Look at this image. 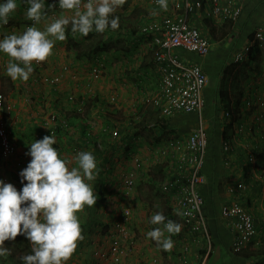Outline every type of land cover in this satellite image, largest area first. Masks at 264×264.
<instances>
[{
  "label": "crops",
  "instance_id": "0c3cea01",
  "mask_svg": "<svg viewBox=\"0 0 264 264\" xmlns=\"http://www.w3.org/2000/svg\"><path fill=\"white\" fill-rule=\"evenodd\" d=\"M240 1L242 8L241 16L239 15L240 17L236 20L227 16L223 18L205 17L202 21V15L199 21H197L203 34L208 36L211 48L218 47L216 46L217 44L219 46L229 45L237 36L243 34L247 35L246 43L250 42L251 35H254L255 38L260 31H263L264 34V0ZM17 4L18 8L11 15L10 19L16 17L19 21L25 22L28 5H25L23 0H17ZM136 7L142 8L135 11ZM143 7L144 3L142 0H123V3L114 13L115 15L122 13L119 18V28L115 29L114 32L107 29L103 35L97 37L98 39L103 38V43L113 42L110 48L108 47L101 52L102 55L100 56L104 58H100L99 60L105 63V72L101 78L93 79L91 77L89 70L92 59L75 54L77 50L73 49L71 37L73 38L81 34L79 32L73 33L71 31V24H69L66 26L65 39L55 42L53 52L47 58V63H43L42 68L38 63H34V71L26 82L13 81L11 79L16 85V89L8 95L9 106L12 112L6 110L4 107L3 109L0 108V125L4 123L10 125L14 131V139L18 142L16 155L14 156L21 160L18 163L14 161L18 164V167H20L19 165L27 167L31 160V157L26 155L30 143L42 139L45 135L55 137L56 144L54 147L59 150L62 156L70 159L73 166H75L74 157L80 151L75 146L78 143H82L81 134L84 129L89 131L93 129L94 125H104L103 121L106 120L104 114L111 112V110L105 108L103 103H109L111 97L115 94L119 96L118 110L122 109L123 111H116L113 116L118 118V125L132 128V130L130 131L128 128L131 134L130 140H125L117 145L123 146L125 143L131 146L132 149L126 153V156L120 154L124 152L122 147L120 150H117L115 162L113 163V171H109L105 163L99 162V159L97 160L98 174L90 182L97 195V202L96 205L85 206L78 212L83 230V239L78 241L77 248L67 261V264H109L104 259L103 261L101 258H97L94 252L96 249L108 246L111 235L108 226H115V222L120 218L121 212L123 214L124 205H130L132 208V231L126 243L127 248L125 251L123 250L121 264H208L210 261L211 256L208 258L209 254L208 256L207 254L204 256L201 254V251L206 250L205 248L208 247L207 240L204 239L202 234L193 233L183 228L184 232L180 238L176 234L172 235L174 246L168 251L160 248L154 240L148 238L146 235L149 230L160 227V225L150 223L151 216L156 212H162L168 219L179 224H181V218L174 219L170 217L171 213H173V217L174 214L176 216L179 214L174 207L173 198L170 195H165L160 190V179L163 180L165 176L162 177L154 174L151 170L150 172L147 171V168L156 164V153L153 149H149L152 145L151 139H147L145 134H134V125L149 126L155 125L157 122L167 123V119L162 121L164 118L158 111L149 105H145L141 100L144 95L158 90L160 84V74L153 55L139 30L142 23ZM54 13L57 14L56 17L62 13L67 14L69 17L72 15L71 11L68 10H56ZM48 16L52 18L50 11H48ZM206 18L212 20L218 26L224 25L228 20L233 21L230 30H228L229 33L223 40L217 41L214 39L211 31H209L211 26L207 27V23L204 21ZM138 21H140L139 28ZM123 22L126 27H124ZM136 26V34H130V31H133ZM37 27L43 29L45 27L44 22L38 24ZM14 28L12 27V29ZM68 31L69 34H67ZM9 34L7 33L6 35ZM67 35H69V38H67ZM77 39L79 40V38ZM262 49L261 58L256 63L258 65H253L254 68L259 66V69L255 73L251 71L250 74L258 76L259 82H257V86L264 88V48ZM2 58V61H4L3 66L7 67L9 60L7 55L4 54ZM71 72L76 73L77 77L72 76ZM45 75L60 76L61 81L58 84H47L43 81ZM3 82H5V79H3ZM94 97H99L104 101L100 100L99 103H95ZM84 98H89L88 102L92 103L90 111L94 115L93 118H98V120L80 117L76 112L81 102L84 101ZM142 110L144 113L142 118H140L139 112ZM5 111L10 112L7 115V118L10 120L8 122L4 116ZM52 116L55 118L53 119ZM183 118L184 116H181V114L171 117L175 125L188 126L187 123L183 122ZM189 121L191 120H187V122ZM187 126L184 127L185 130L193 129ZM216 135L219 139V134L216 133ZM215 148L217 147L215 146ZM215 148L213 146L210 154L208 153L205 167L206 183L203 186V191L205 196H207L208 189L211 186L214 191L212 196L216 201L212 206L214 211L206 212L209 217L212 241L218 244L220 238H222L223 243L221 247H232L234 234L230 226L220 221L221 200L218 195L227 194L226 185L230 182H238V180L244 179V177H240L241 175L238 174L239 167L234 171L231 168L224 167L222 165L224 164L223 157L216 155L217 149ZM132 152L145 158L146 169L138 171L135 174L136 186L130 195H126L122 187V175L129 169L132 172L134 168L131 157ZM234 156L233 161L235 163L241 161L237 154ZM0 162L1 168L3 157H1ZM25 167H21L22 170ZM106 170H108V174ZM17 173L19 177L15 178L6 169L5 176H8L9 181L5 182L12 183L17 189L18 187L21 189L23 185L21 183L20 171H17ZM227 177H229L228 180ZM257 180H260L259 174H257L254 181L247 179L250 186L246 191L245 202L247 203L248 201L247 206L252 211H255V209L263 211V205L260 202H263L264 199L260 195L264 193V190H262V185H260L262 182L260 183ZM221 184L222 187L219 191L217 187ZM207 209L210 210L211 208L208 207ZM260 232H258L257 236H259ZM165 235L168 234L166 233ZM186 244L189 251L184 253V246ZM128 248H130L129 251ZM232 256L233 259L230 262L233 264H249L250 262V259H242L236 256L235 253Z\"/></svg>",
  "mask_w": 264,
  "mask_h": 264
},
{
  "label": "clouds",
  "instance_id": "9594fccd",
  "mask_svg": "<svg viewBox=\"0 0 264 264\" xmlns=\"http://www.w3.org/2000/svg\"><path fill=\"white\" fill-rule=\"evenodd\" d=\"M23 2L28 5L26 9V18L28 19L29 22L21 23V25L26 24L25 25L26 28L20 34L12 33L6 35L7 34L6 32H9V30H6L3 25L9 24V19L11 15L17 10L18 4H17V0H0V32L2 33V37L4 36L3 38L2 37L0 38V56L6 54L9 59L7 63V67L0 65V73L3 74V76L0 77V108L3 109L4 107L6 108V110H10L8 95L12 89H16V85L13 81H17V80L22 82L28 81L30 75L34 71V66H33L34 63H38L41 66V68L43 67L42 62L43 61L45 62V60L49 58V56L52 54L55 46V42L57 40L63 41L65 39L66 26L71 24V31L73 33L79 32L84 36H87L90 32L93 31L97 33H104L109 28L113 30L118 29L119 17L114 15V13L116 12L117 8L123 3V0H23ZM156 3L160 6L161 9L167 10L168 0H156ZM56 10H68L71 11L72 15L71 17H69L67 14L62 13L60 16L56 17L57 14L54 13V11ZM48 11H50L52 18L48 16ZM41 22H44L45 24V27L43 29L37 27V25L40 24ZM67 38H69L68 35ZM145 40L147 44V39ZM252 41H253V45L255 43H259L261 48H264V38L262 40L258 39L256 35V37ZM252 41L250 40V42ZM246 44L247 43H245L243 47H245ZM149 50L152 53L153 59L156 63L153 50L150 48ZM249 52L246 56V59L239 62L243 63L247 61ZM100 55H102V53ZM100 55L92 57V62L90 63L89 71L93 79L101 78L105 72L104 71L105 63H102L99 60L100 58L103 59V57ZM199 56H205V55H199ZM260 58L261 55L259 56L258 60ZM2 62L4 63V61ZM98 64L101 66L102 71L99 74V76L96 77L93 73V68ZM156 67H157V63H156ZM55 76L45 75L43 77V81L47 84L60 83L61 81L60 76H58L60 77V81L55 83L51 81V79ZM3 79H5V82H3ZM160 84H161V74H160ZM251 87L253 86L251 85ZM1 89H4L6 91V95H7L6 105L3 103V93ZM251 89L246 91L245 97L243 98V103L245 102V98L254 92L264 93V88L262 87L258 88V86H256L255 88H251ZM156 91H151L150 93L151 94L156 93ZM146 95H144L141 99L143 103H144L143 99ZM113 97H116L115 100L113 99ZM93 100L95 101V103H99L100 100L104 101L99 97H94ZM88 101L89 98L88 99L84 98V101L82 102L79 100V102H81L83 106V110L79 111L78 109L76 110V112L80 117H89V119L92 118L98 120V118H93L94 115L90 111V108H92L91 107L92 103ZM118 103H119V96L118 94H115L111 97V101L109 103L106 102L103 103L104 107L110 109L112 112V113L107 112L106 114H104L106 118V120L103 121L104 125L101 126L94 125L93 129L92 130L90 129L89 131L84 129L83 133L81 134L82 143H78L76 144L77 146H75L76 149L80 150L74 157L75 166H73L72 161L70 159L62 156L59 153V150L56 147H54V145L56 144L55 137L52 135L51 136L45 135L42 139L35 140L34 142L30 143V147L26 155H29L31 157V160L29 161L27 167H25L20 172L21 183L23 185L21 189L18 190L12 183H6L3 179H0V257L6 258L8 255H10V250L5 245V241H15L18 235H22L32 244L31 254H27L21 257L23 264H67V261L69 260V258L72 256V254L75 252L77 248L78 241L83 239V234H82L83 230L81 227L78 212L82 210L85 206L90 207L96 205L97 202V195L95 193L92 184L90 183L96 178L98 174L97 160L99 159V162L102 161L103 163H105V166H107V169L109 168V171H113L114 165L112 162L113 160H115V154L117 150H120L122 147L124 149V153L126 154L128 151H130V149H132L131 146L125 143L123 146L117 145L125 140L129 141L131 138V134L127 138H124V134H122L121 132L116 137L112 135V131L116 128L119 131L123 129L128 130L129 128V127L125 128L122 125H118L117 123L118 118L116 116H115L116 118L113 116L115 115L116 111L117 112L123 111L122 109L118 110ZM204 104H205V99H204ZM149 106H151V108L153 107L154 110L158 111L159 114L164 118L163 120L167 119V121L169 122L168 124L171 125L170 129H173V131H171L170 133L161 134V135L158 134L157 136L161 137L160 141H152L151 139L152 145L149 149H153L155 153H157L156 151L157 147L163 144L164 142H167V140H169L173 136V134H177V135L188 134L189 131L192 130V129L188 131L180 130L181 132L177 131V127L179 126L177 124L176 125L174 124L171 117H173L176 114H183V112L176 113L173 115H167L161 112L160 109L157 108L156 106L154 105H149ZM112 107L114 108L111 109ZM203 108L201 110V115L204 118ZM239 111L240 114L237 116L239 118L236 121L231 122L232 120L227 119L231 125L219 126L222 129L221 137L219 136V139L218 137L213 138L211 136L212 134L209 135L207 154L204 157V164L201 170V173L205 177V182H204L205 184L206 161L208 160V153L210 154V150L213 148V140H215V143L217 145L216 155L224 157L225 155L222 152L221 142L223 138L232 135L233 132L232 130L234 128V125H237L240 122L244 123V125H249V126L253 125V129L249 134L247 133L250 130L248 129V126H246L247 127L245 130L246 133L241 134L237 143L235 142L234 144L235 153L232 155L233 159L235 157L234 155L239 154L240 151L239 148L242 149L241 150L242 152L244 150L246 154L242 153V157L238 156L240 157L241 161H238V163H235L233 161L232 162L233 166L228 168H231L234 171L236 168L239 167V171H244L241 172V174L244 175L243 176L244 179H240L238 180V182L228 183L226 185L227 194L218 195L219 199L221 200L220 212H221V206L224 202H226V200L242 199L243 203L246 201V196H247L246 191L249 189L250 183L247 182L245 168L247 169L251 164L255 163L260 155V152L258 151L257 147L254 145V143L260 144L261 137L257 136L256 133L257 131H260L262 127L260 128L257 126L260 124L258 123V121H256L253 118V111L245 109V104L244 107L241 108ZM10 112H12V110H10ZM143 113H144L143 110L139 112L140 118H142ZM51 115H53V113H51ZM199 116H198V122H199ZM52 117L53 119L55 118L54 116ZM206 124L209 125L208 122ZM3 125L6 126L7 124L4 123ZM134 126L136 128V125ZM152 126L153 125H149V126L141 125L139 126V129L141 131H145L146 129L151 128ZM196 126L191 128L194 129ZM219 127L216 128L217 131L220 130ZM129 130L131 131L132 128H129ZM223 131H224V135H223ZM248 138L253 139V144L248 145L246 148L244 147V143H248L249 141ZM263 138L264 136H262V139ZM9 139H10V135H9ZM133 154L139 156L135 152H132L131 157H133ZM2 156L4 155L2 154ZM250 157H253L254 160H251ZM222 165L226 167L224 164ZM133 166H134V162H133ZM144 166H145V158L143 161V167L137 168L136 171H142L146 169ZM133 169H135V166ZM130 170L131 169H129L127 172L123 173L122 175L123 177L122 187L126 195H130V193L133 191L134 187L136 186L135 184V186L133 187L130 193L127 192L124 186V175L127 174ZM150 170L152 173L160 175L162 177L168 174L167 169H165V166L158 163H156L154 166H151ZM150 170L147 171L150 172ZM106 173L108 174V170H106ZM233 173H237V172H233ZM257 174H259L260 177L264 178L261 172H257L256 170H254V174H252L250 181H254L256 179ZM239 182H244L246 184L247 186L246 190L244 189L241 192L231 193L229 191V187L232 185L237 186ZM204 184L201 186L200 190L206 204V197L203 191ZM221 187L222 184L218 185L217 188H219V191ZM170 197L173 198V203L175 207L176 204L175 197L174 195H170ZM205 204H204V212L208 217V213L205 210ZM247 208L249 209V207ZM249 210L253 213L251 209ZM172 214L173 213L170 214L171 218L174 219L181 218L180 215L176 216L174 214L173 217ZM254 217L257 226V233L255 234L253 239L244 248H242L239 251H235L233 249V242H232L231 248L233 250V253H239L240 251H242L247 247H252L250 246L251 243L255 242L259 230H258L257 218L255 215ZM131 218L129 219L128 222L123 223V214L121 212V216L115 222V226L113 225L108 226L111 234L109 239V244L106 248L102 247V249H96L94 254L95 256L99 255L97 258L102 257L109 264L111 263L110 247L115 237L120 236V230L117 227L118 223L125 225L129 230L128 237L125 239L123 243V250L124 251L126 250L127 248L126 243L132 231ZM222 219L223 218L221 217L220 221H222ZM182 222H183L182 218H181V224H179L171 219H168L162 212H156L151 216L150 223L153 225H160V227H155L149 230L146 235L148 238L154 240L157 243V245L163 250L165 251L171 250L174 246L172 235L176 234V236L180 238L184 232L183 228L189 230L187 227L183 225ZM222 222L227 224V222H225L224 219ZM207 223H208L207 225L208 229L199 234H202L203 237L205 236L206 238L204 239H206L207 243L210 244L212 240L211 239L212 236H211V228L209 226V217ZM227 225L232 228V233L235 236L236 232L234 228L229 224ZM166 233L168 235H165ZM193 233H197V232H193ZM261 242L262 241L256 242V244L259 245ZM185 247H187V249L184 250V253H187L189 251L187 244L186 246H184V248ZM129 249L130 248H128V251ZM205 249L206 250L201 251V254L203 256L206 254L208 256L209 254L208 256L209 258L213 253L212 249H210V246L206 247ZM253 260H256L257 262H261L264 261V258H261L259 260H257V258H253L252 261L249 262V264L255 263L253 262Z\"/></svg>",
  "mask_w": 264,
  "mask_h": 264
},
{
  "label": "built area",
  "instance_id": "2783aa9c",
  "mask_svg": "<svg viewBox=\"0 0 264 264\" xmlns=\"http://www.w3.org/2000/svg\"><path fill=\"white\" fill-rule=\"evenodd\" d=\"M144 9L140 33L147 39V45L153 50L157 68L161 74V84L156 93H150L144 97L146 105H154L167 115L176 113H198V125L188 134H173V136L159 145L156 149L155 163L162 164L168 174L160 180V190L165 195H174L175 209L182 218V223L191 232L201 233L208 229V217L204 212V198L201 194V186L205 177L201 173L204 157L207 154L209 142L208 125L201 115L204 106L203 92L208 82V75L202 64L194 62L192 58L181 55L193 52L197 55H206L211 42L207 35L203 34L197 21L202 16L211 18L237 19L241 14L240 0H168L167 10H163L156 0H142ZM226 2V3H225ZM258 39H263V31L257 33ZM253 45L249 42L242 49L234 52L235 62L243 61ZM98 64L93 68L96 77L101 73ZM52 82L60 81L55 76ZM116 97H113L115 100ZM245 109L253 111V118L264 126V93L254 92L245 98ZM83 110L80 104L79 111ZM225 115L231 118V112L225 111ZM229 118V119H230ZM246 126L250 130L253 125L238 123L234 125L232 135L222 139L221 146L224 153V165L233 166L232 155L235 153L241 134H245ZM113 136L119 135L116 128ZM0 147L3 155L15 152V146L11 144L9 134L3 124L0 125ZM135 169L124 175V186L128 193L136 184L135 174L137 168L143 167V157L133 154ZM254 160L253 157H250ZM145 167V166H144ZM150 170V167L147 168ZM244 182L237 186H230L229 191L241 192L246 190ZM244 197V196H243ZM221 217L235 230L233 249L239 251L244 248L257 233V226L253 213L244 205L242 199L226 200L221 206ZM132 216L130 205L123 207V223L128 222ZM120 236L115 237L110 247V264H121L123 258V243L128 237L129 230L121 223L117 224ZM187 247L184 248L186 250Z\"/></svg>",
  "mask_w": 264,
  "mask_h": 264
},
{
  "label": "rangeland",
  "instance_id": "374dc122",
  "mask_svg": "<svg viewBox=\"0 0 264 264\" xmlns=\"http://www.w3.org/2000/svg\"><path fill=\"white\" fill-rule=\"evenodd\" d=\"M24 4L26 5V3H24ZM24 21L26 23L29 22L28 19H26ZM21 23L22 22L19 21L18 18L12 17L11 19H9V24L3 25V26L6 30H9V32H6V33L20 34L26 28V26H25L26 24L21 25ZM12 27H15V28L12 29ZM246 38H247V35H245V34L237 36L231 43H229V45L226 44V45L218 46L215 48H211L210 52L207 55H205L204 57L199 56L193 52L182 53V49L177 50V52H180L181 55L186 56V57H190V58H192V60L194 62L202 64L208 73V83H207V86L203 92V96L205 99V104H204V108H203V116H204V119L206 120V123L208 122V124H209L208 125L209 135H211V134L215 135V133H216L215 131H217L216 128L219 126L231 125L230 122L225 118L226 117L225 110H226V106L228 105V103H227V101L223 100V95L228 94L230 97H232L234 99V97L238 94V92L240 90L246 91L249 88H251V85L253 87H256L257 82H259L258 76H253V77H251L250 80L244 79L243 74H245V73L242 72V68L245 67L246 62H244V63L233 62L234 61L233 60L234 52H236L237 50H239L240 48L243 47V45L246 43V41H245ZM78 49L81 51H76V52H84L85 51V50H82L80 48H78ZM75 54L77 55V53H75ZM1 56H0V65L3 66V62H2L3 58ZM42 63H44V61ZM45 63H47V59L45 60ZM69 67H70V65H69ZM258 67L259 66H257L256 68L253 67L254 68L253 70H255V72H257L259 69ZM71 75L74 77H77V74L74 72H71ZM2 76H3V74L0 73V77H2ZM258 88H259V86H258ZM14 90L15 89H12L10 92H12ZM181 116H184L183 122L187 123L188 126H190V127L196 126L198 124V116H199L198 113H188V114L183 113V114H181ZM187 120H191V121L187 122ZM7 126L8 125L5 126L6 131L10 135V129L9 128L7 129ZM178 126L179 127H177V131L181 132L182 130H185L184 127H186L187 125H178ZM219 128H220V130L217 131V134H219V136L221 137L222 129H221V127H219ZM256 134H257V136L261 137V142H260V144L254 143V145L257 147L259 152H262V150L264 149V138L262 139V136H264V126ZM217 143H218V141H217ZM252 144H253V139L250 138L248 143H244V147L247 148L248 145H252ZM239 150L240 151H239L238 156L242 157V153L246 154L244 150H243V152L241 151L242 149L239 148ZM15 153H16V149H15V152L12 153L11 155L5 154L3 156V163H2L1 168H0V179H3L6 182L9 181L8 176H5L6 169H8L10 171V174L13 177L17 178V177H19V174L17 173V171L21 172V170H22L21 167H25L24 165H19L20 167H18L17 163H18V161H21V160L18 159V157H14ZM120 154L123 156H126V154L124 152H122ZM261 157L263 158V162L260 164L262 166V165H264V154ZM20 158L22 160H24L22 157H20ZM14 161H17V163H15ZM114 162L115 161L113 160L112 163H114ZM241 172H244V171H239V175H241L240 177H243L244 175L241 174ZM239 175H238V177H239ZM228 178L229 177H227V180H228ZM257 181L260 183L262 182L260 185H262V188H263L262 190H264V178L260 177V180H257ZM18 190H19V187H18ZM260 197H263L262 199H264V193L262 195H260ZM247 203H248V201H247ZM247 203L244 202L246 207H248ZM260 204L263 205V208H262L263 211H257L255 209V211H253V213L257 218L258 230H259V232L261 230L262 231L260 232L259 236L256 237L255 242L251 243L250 246H252V247L257 246L256 242H259L262 239H264V201L260 202ZM152 211H154V209H152ZM94 214H96V213H94ZM204 238H206V237L204 236ZM212 240H213V238H212ZM212 240H211L210 244L208 243V246H210V249L213 250V253L210 257V261L208 264H221V263L222 264H233L230 262V260L233 259L232 255L234 254L232 248L230 246L227 247L226 245H225L226 247H221V244L223 243L222 238H220V241H219L220 244L218 243L219 245L216 244L215 241H212ZM9 242H11V241H5L6 244ZM214 245H215V247H214ZM100 249H102V248H100ZM13 252H15V251H13ZM16 255L18 256V254H16ZM98 256L99 255H97L96 257H98ZM100 258H101V260H103L102 257H100ZM252 264H264V261H261L259 263L255 262Z\"/></svg>",
  "mask_w": 264,
  "mask_h": 264
},
{
  "label": "trees",
  "instance_id": "16d2710c",
  "mask_svg": "<svg viewBox=\"0 0 264 264\" xmlns=\"http://www.w3.org/2000/svg\"><path fill=\"white\" fill-rule=\"evenodd\" d=\"M140 8H142V7H136L135 11H137ZM121 15H122V13L116 14V16H118L119 18L121 17ZM204 21L207 23V27L211 26L209 31H211V34L213 35L214 39L217 41H221L225 38V36L229 33L228 30H230L231 25L233 23V21L228 20L224 23V25L218 26V25H215L213 23V21L210 19L206 18ZM133 23H135V22H133ZM139 25H140V21H138V28H139ZM124 27H126L125 23H124ZM109 29L114 32L113 29H111V28H109ZM136 31H137V26L133 29V31H130V34H136ZM104 33H97L95 31H93V32H90L87 36H84L81 34V35H77L73 38L71 37L73 49H75L77 51H81L78 48L85 50L84 52H77V55L78 56H86V57H89V59H92L90 57H95L97 55H100L104 49H106L108 47L110 48V46L113 43V42L103 43V38H101V39L97 38L98 36L103 35ZM68 34H69V31H68ZM1 37H2V33L0 32V38ZM77 38H79V40ZM253 39H254V35H251L250 40L252 41ZM262 51H263V49L261 48L259 43H255L251 47L250 52H249V56H248V60L245 61L246 62L245 67L242 68V72L245 73V74H243L244 79L250 80L251 77L253 76L250 74V72L254 69L253 65L258 62V57L262 54ZM233 62H235V61H233ZM235 63H241V62H235ZM253 71L255 73V70H253ZM1 91L3 93V103L6 105L7 104L6 91L4 89H1ZM246 91L240 90L238 92V94L234 97V99L232 97H230L228 94L223 95V100L227 101V103H228V105L226 106V109L231 112V118L229 116H226L225 118L226 119L230 118V120H232L231 122H234L239 118L237 116L240 114L239 110L244 107L243 98L245 97ZM7 115H8V112L5 111L4 116L6 117V121L8 122L10 120L7 118ZM233 116H235V117H233ZM162 121H165V120H162ZM168 123H169L168 121H167V123H162V122L158 123L157 122L155 125H153L151 128L146 129L145 131H141L140 129L138 130L137 127L141 126V125H136L134 134L138 135V134L144 133L147 136V139H152V141H160L161 137L160 136L158 137L157 136L158 134L159 135L167 134V133H170L171 131H173V129H170L171 125H169ZM8 128L10 129V142H11V144H13L17 148L18 142L15 141V139H14V131L10 125L7 126V129ZM120 132L122 134H124V138H127L130 135L129 130L123 129V130L119 131V133ZM216 133H215V135L212 134L211 136L213 138H216L217 137ZM223 135H224V131H223ZM213 146H214V148H215V146L217 147L215 140H213ZM0 149H1V147H0ZM215 149H217V148H215ZM263 150H262V152H260L258 160L255 163L251 164L247 169L245 168V170H246L245 174H246L247 179H250L252 177V174H254V170H256L257 172H261L264 176V165H262V166L260 165L263 162V158L261 157L264 154ZM2 154L3 153L0 150V159H1V157H3ZM15 155H16V153H15ZM157 170H159V169H157ZM213 192L214 191L212 190V188L210 186L208 189V194H207V196H205L206 197V204H205V210L206 211H210V212L214 211V208L212 206H213V203L216 201V199H214V197L212 196ZM208 207H210L211 209L210 210L207 209ZM5 245L9 248L10 255H8L6 258L0 257V264H23L21 257L24 255H27V254H31V252H32L31 242L28 241L22 235H18L16 237L15 241H11L7 244L5 243ZM13 251H15V252H13ZM16 254H18V256ZM235 255L242 258V259L248 258V259H250V261H252L253 258H257V260L264 258V239L256 247H254V248L253 247H247V248L243 249L242 251H240L239 253H235ZM253 262H257V261L253 260Z\"/></svg>",
  "mask_w": 264,
  "mask_h": 264
},
{
  "label": "water",
  "instance_id": "95a60500",
  "mask_svg": "<svg viewBox=\"0 0 264 264\" xmlns=\"http://www.w3.org/2000/svg\"><path fill=\"white\" fill-rule=\"evenodd\" d=\"M222 44V43H221ZM216 46H219V44H217Z\"/></svg>",
  "mask_w": 264,
  "mask_h": 264
}]
</instances>
